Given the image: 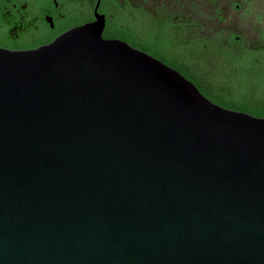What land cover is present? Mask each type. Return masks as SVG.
Here are the masks:
<instances>
[{
	"label": "water",
	"instance_id": "water-1",
	"mask_svg": "<svg viewBox=\"0 0 264 264\" xmlns=\"http://www.w3.org/2000/svg\"><path fill=\"white\" fill-rule=\"evenodd\" d=\"M103 26L0 48V264H264V118Z\"/></svg>",
	"mask_w": 264,
	"mask_h": 264
},
{
	"label": "flooded vegetation",
	"instance_id": "flooded-vegetation-1",
	"mask_svg": "<svg viewBox=\"0 0 264 264\" xmlns=\"http://www.w3.org/2000/svg\"><path fill=\"white\" fill-rule=\"evenodd\" d=\"M0 12V26L12 43L37 45L23 50L48 45L97 16L104 24L103 39L126 44L139 39L142 29L161 24L187 40L211 37L234 14L246 17L255 34L264 28V0H5Z\"/></svg>",
	"mask_w": 264,
	"mask_h": 264
},
{
	"label": "trees",
	"instance_id": "trees-1",
	"mask_svg": "<svg viewBox=\"0 0 264 264\" xmlns=\"http://www.w3.org/2000/svg\"><path fill=\"white\" fill-rule=\"evenodd\" d=\"M4 1L0 0V4ZM243 18L242 15V21ZM225 22L216 26L217 32L211 37L187 40L178 30L161 24L150 25L141 30L139 39L126 41L178 71L212 103L264 118V28L250 37L246 33L249 26H223ZM35 47L25 42L12 43L6 29L0 26V48L20 51Z\"/></svg>",
	"mask_w": 264,
	"mask_h": 264
},
{
	"label": "rangeland",
	"instance_id": "rangeland-1",
	"mask_svg": "<svg viewBox=\"0 0 264 264\" xmlns=\"http://www.w3.org/2000/svg\"><path fill=\"white\" fill-rule=\"evenodd\" d=\"M241 18H242V15H239V14L230 15V16L228 17V20L224 23L223 26H227V25H232V26H234L235 24H237V25H240V24H241V25H243L244 27L248 26V22H244V19H246V17L243 18V21L241 20ZM246 33H247V35L249 34L250 37H251L252 35H256V34L254 33V31L251 30V29H248V30L246 31Z\"/></svg>",
	"mask_w": 264,
	"mask_h": 264
}]
</instances>
